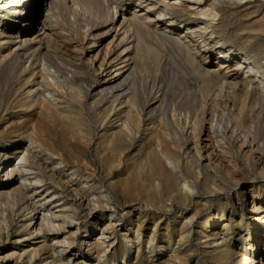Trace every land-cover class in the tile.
I'll use <instances>...</instances> for the list:
<instances>
[{
    "label": "rangeland",
    "instance_id": "obj_1",
    "mask_svg": "<svg viewBox=\"0 0 264 264\" xmlns=\"http://www.w3.org/2000/svg\"><path fill=\"white\" fill-rule=\"evenodd\" d=\"M87 1L92 2L95 8H100L105 20H108V22H111L109 18L114 13V8L118 9V14L122 13L124 16H128L129 11L133 8L144 11L143 6H138L137 0ZM247 2L250 3L245 8L243 5ZM217 3L219 5V19L216 23L215 40L213 38L210 39L209 35H196V37H192L191 34L188 35L199 53L194 63H190L184 53L180 52L181 50L167 40L152 35H145L144 38L147 40L142 39L136 67L139 73V87L145 89V95L150 98V88L155 86L157 91L155 95H158V98L161 97V100L163 98V109L168 110L169 114L174 110L173 112L176 114L175 128H177L178 133H181L185 127L191 132L189 134L184 133L185 136L181 133L180 136L183 137L179 139L181 147L193 154L194 150L191 147L194 144L199 151L201 150L202 157L210 159L218 171V175L212 176L211 180L207 179L208 181L198 184L197 193L188 202V205L181 206V204H178L181 206L179 208L177 204H173L170 211L172 214L169 212L164 221H160L162 213L155 205L147 201V193L142 187L143 172L139 169L142 166L139 163L146 156L147 146L139 143L136 139L133 140L134 142L130 141V143L127 142L125 144L119 142L117 138L111 140L112 144L110 142L107 144L103 143L104 145L99 144L101 142L98 136L99 113L103 112L108 106L109 100L104 99L101 101L102 103L98 102L97 107H90L89 102L92 100L91 86L93 82L102 76L97 64L107 51L108 46H110L111 53L116 50V41L111 39L113 31L111 30L104 37L110 28L109 24L102 25L98 20L92 19L93 17L91 18L87 14L75 12L71 8L73 5L70 6L67 0L56 1L52 6V10L47 12L49 9L47 1L41 0L40 11H38L36 23H34L33 27H38L37 21L47 13H53V18L49 29H47L48 36H45V39L43 38L42 40L46 48L33 53L32 59L36 62L38 68L42 64L45 65L46 69L51 70L54 76L58 77L59 81L61 80V88L63 91L65 90L64 93L66 92L64 101L68 105L63 114L58 115L59 113H55V115L37 106L26 111L24 106H20L15 101V94L20 90L22 79L17 73L16 59H14V56H10L4 59L0 65V153L6 150L8 153L11 152L13 154L15 151L20 152L26 148L28 145L25 139H21L18 143H11V141L18 138V134L22 133V131L27 133L31 127H34V129L46 128L51 130L55 136H61V138L64 136V140L76 146L75 153L80 157V164L84 167L83 161L90 165L86 164V167L95 171V176L90 178L99 181L100 185L127 181L132 186L128 195L122 193L120 188L117 187V195L110 201V207H97L93 211L91 207H86L83 203L76 201L73 191H67V201H69L68 203L71 207L67 208L66 213L73 217L74 222L72 225L75 224L80 227L76 236V244L71 248L72 252H75L78 246L85 251L83 241H92L94 238L99 237L101 224H106L109 216L114 214L113 216L118 220L114 233L111 235L112 245H124L130 249V253L127 252L126 257L123 258V249H120L118 257L116 256L115 260H108L105 264H218V258L215 255L204 253V244L198 240L197 231L200 230L204 216L223 209L226 218L216 224L218 226L216 228H220L222 223L229 222L227 217L231 215V210L234 209L238 212L241 210L244 212L242 224L239 225V228L244 229L247 227L248 233L243 230L242 233L245 235V239L239 242L238 227L234 226L232 221L230 222V232L232 233H230V237L233 238L234 244L239 245L240 243L242 247L240 252L248 254L246 256L253 253L254 257L260 258L258 260L262 264L264 263V252L261 255L258 252L260 248L264 249V223H260V229L259 226L253 225L249 211L251 205V196L249 197L250 186L257 188V197H264V105L261 91L251 83H244L245 79L243 77L246 73L242 70H239L238 76L229 84L219 82L220 80L216 78L207 80L204 74L197 70L198 64L205 65L208 60L210 61V68L213 69L217 68L216 62L228 64V69L237 68V63L240 61L241 56H246L252 60L264 53V30L258 28L259 18L264 13V0H242L239 4H234L229 0H222ZM34 4H36L35 0L32 2V5ZM164 13H166V19L174 17V20L179 23L180 28L175 30V34L184 33L187 29H194L193 23L189 24L191 27L186 25L188 19L182 16L181 12L165 11ZM118 14L115 16L114 22H117ZM120 19L121 16L118 21ZM211 40L215 44H210V46L207 43ZM87 44H90L91 48L89 49L92 51L87 50ZM145 46L148 47L146 48ZM229 48L233 51L234 56L232 53H227ZM52 64H55V67L51 66ZM261 64L264 65V61ZM60 70H63L64 73H61ZM231 71L234 70L232 69ZM263 77L260 79L264 80ZM64 79H71L72 84L81 89L80 92L84 94V97H81L83 99L80 100L76 96L77 94H72L69 91V82ZM194 108L196 109L192 110ZM61 115H66V117ZM77 128L92 132L91 137L94 138L89 147L82 146L85 137L82 133L76 131ZM71 133L72 135H74L73 133L76 134L72 136L70 135ZM241 134H245L246 139ZM206 135L207 137H205ZM226 135H230V141ZM70 137L79 139H71ZM106 137V139L109 138L108 136ZM184 139L186 141H183ZM76 141H80V143ZM229 142L231 144L230 147L228 146ZM97 144L99 145L96 148ZM117 147L122 150L117 149ZM138 147L141 148L139 149ZM137 151L140 154H137ZM32 153L37 154L35 149H32ZM117 153L120 155H117ZM194 154H196L195 156L193 155L194 158H197V152H194ZM100 155H102V158ZM105 156L109 157L106 158ZM111 161H115L114 171L112 175H108V167L111 165ZM45 162L47 167L46 170L42 169L43 174L52 181L48 167L55 168L57 172L59 168L51 165L49 161ZM1 170L2 168H0V248L2 249L0 256L12 251L21 252L27 245H39L38 253L41 259L47 258V264H50L51 256L56 255L55 257H57L54 251L60 247L56 246V239L54 238H62L64 233L52 235L51 232H48L42 242L40 241L42 238L39 239L32 236L31 233L35 222L32 215L36 211H31L29 208L32 205L37 206L40 204L37 202L39 195L38 193L36 195L33 194L31 187L28 189L24 188V195L29 197V199H23L21 193H19L23 186L18 175H14V179H8L4 175V171ZM54 174L58 176L57 173ZM139 174L141 175L138 176ZM137 177L138 179L136 180ZM212 181L220 185L222 190H216L212 185ZM40 190L42 191L43 188ZM56 199L54 197L52 200L54 203L43 206V209L55 211L56 208H53V206L62 203L61 201H56ZM194 207H197V210L192 227V235L189 241H179L177 243L178 233L176 234L177 231H172L177 228L175 213L179 209L182 215L184 214L185 217H188L193 213ZM44 212L46 213V211ZM232 215L234 219H239L237 214ZM180 219L181 217L178 218V220ZM167 220L171 221L168 233L172 242L169 244L171 246L169 249L166 248L168 244L163 240L167 233ZM43 223L47 226L45 221ZM85 226L90 230V235L85 236ZM127 227L132 230L136 228L137 232L127 230ZM126 233L129 234L130 241L126 240ZM134 233L137 235H134ZM139 233L140 237H138ZM151 234L152 236L150 237ZM24 237L28 239L24 240ZM253 237L256 239L254 252L251 246ZM175 243L178 244L180 252L171 250ZM133 245L134 247L140 246L142 252L140 251L137 255ZM160 245L164 247L160 248ZM51 249L54 250L51 251ZM67 253L65 251L60 254L62 256H58L57 259L64 260L65 264H85L84 261L87 258H80L77 263H69L67 261L69 257ZM174 254L177 255L174 256ZM17 258L16 256L15 259ZM178 259L180 261H177ZM247 263L251 264V262H243L242 264ZM30 264L45 263L40 262V259L36 258ZM227 264H233L232 260Z\"/></svg>",
    "mask_w": 264,
    "mask_h": 264
},
{
    "label": "bare ground",
    "instance_id": "obj_2",
    "mask_svg": "<svg viewBox=\"0 0 264 264\" xmlns=\"http://www.w3.org/2000/svg\"><path fill=\"white\" fill-rule=\"evenodd\" d=\"M33 1L34 0H0V65L3 63L4 59L10 56H14V59H16L17 73L22 79L19 87L20 90L15 94V101L18 102L20 106H24L26 111L37 106L42 110L54 114L59 113L58 115H60L66 111L68 106L64 101L66 92L64 93L65 90L63 91L61 88V80L59 81L58 77L54 76L51 70L46 69V67H44L45 65L40 64L41 67L38 68L36 62L32 59L33 53L46 48L42 40L43 38L45 39V36H48L47 29H49L53 13L42 15L43 17L41 16L42 18L37 21L38 27H33L34 23H36L38 11H40L41 0H35L36 4L32 5ZM46 1L47 7H49L47 10L48 12L52 10L53 4L59 0ZM67 1L70 3V6L73 5L71 8L75 12L87 14L91 18L93 17L92 19L98 20L102 25L109 24L110 28L108 32L105 33L104 37H106L111 30L113 31L111 39L116 41V46L114 45L116 50L111 53L110 46H108L107 51H103L105 53L97 64L98 70L102 76L100 75L101 78L93 82L91 86L92 100L89 102L90 107H94L98 102L104 99L109 100H107L109 102L108 106L103 112L99 113L98 136L99 139H101L99 144L104 145L103 143H111L112 139L117 138L119 142L125 144L136 139L139 143L147 146L146 156L143 157V160L139 163L142 166L138 165L141 166L139 169L143 172L142 187L147 193V201L155 205L162 213L160 221H164L172 210L173 204H177L179 208L188 205V202L197 193L198 184L207 179L211 180L212 176L215 177L218 175V171L213 166L210 159L202 157L201 150L199 151L194 144H192L193 146L191 148L195 153L197 152V158H194L196 155L194 152L191 154L190 151H185L181 147L179 143V139L182 137L180 136L181 133L185 136V134L191 132L190 130L188 131V128L185 129V127L184 129L182 128L183 130L181 133H178L177 128H175V120L177 119L176 114L172 109L170 114L168 110L163 109V98L161 100V97L158 98V95H155L157 92L155 86L150 88V98H147L145 95V89L139 87V73L136 67L140 55L142 39L145 35H152L167 40L181 50L180 52L184 53L190 63H194L199 53L195 49L194 43L190 41L188 35L191 34L192 37H196V35H209L208 37L210 39L213 38V40H215L217 30L216 23L219 19V5L217 2L222 0H137L138 6H143L144 11L133 8L129 11L128 16H124L122 13L118 14V9L114 8V13H112L111 18H109L111 22L105 20L100 8H95L94 4L90 1ZM229 1L234 4H239L242 0ZM249 3L250 2H247L243 6L246 8ZM165 11L173 13L181 12L182 16L188 19L186 25L191 27L189 24L193 23L194 29H187L184 33L175 34V30L180 28L178 25L179 23L174 20V17L166 19ZM117 14L118 18L121 16V19L118 21L117 18V22H114ZM258 23V28L264 30V13L260 16ZM213 40L209 41L207 44H215ZM145 47L147 48L148 46ZM89 48H91L90 44L87 50L92 51ZM230 49L231 48L227 49V53H232L234 56L233 51ZM252 60L248 59L246 56H241L240 61L237 63V68H232L234 71L228 69V64L224 62H216L217 68H210V61L208 60L205 65L198 64L197 70L202 72L207 80L216 78L220 80L219 82L224 84H229L237 77L240 73L239 70L244 71L246 73L243 77L245 79L244 83H251L261 91L264 105V80L260 79L264 76V65L261 64L262 61H264V53ZM51 66L55 67V64ZM60 72L62 73L63 70H60ZM64 80L69 82V86L67 85L70 87L69 91L72 94H77L76 96L80 98V100L83 99L81 97H84V94L80 92L81 89L78 86L75 87L71 79ZM195 109L196 108L192 110ZM64 117H66V115ZM76 131L82 133L85 137L82 146L89 147L94 138L91 137L92 132H87L82 128H77ZM73 134L75 135L76 133ZM70 135H72V133ZM106 136L109 138L106 139ZM226 136L230 141V135ZM241 136L246 139L245 134H241ZM205 137H207V135ZM73 138L79 139L77 137ZM21 139H25L28 146L20 152L15 151L13 154L3 150L0 153V168H2L1 171H4L3 173L8 179H14V175H18L23 186L21 192H18L21 193L23 199H29V197L24 195V188L28 189L31 187L33 194L36 195L38 193L39 195L37 202L40 204L37 206L32 205V207L29 208L31 211H36L35 214L32 215L35 222L31 235L35 236V238H42V240H40L42 242L48 232H51L52 235L64 233L62 238H54L56 239V246H60L54 253H56L58 257L62 256L60 254L67 251L69 255L67 261H69V263H77L80 261V258H87L84 261L85 264H105L108 260H115L116 256L120 253V249H123L122 257L125 258L127 252L130 253V249L120 244L112 245L111 235L114 233V228L118 220L115 219L113 216L114 214L109 216L106 224H101L99 237L94 238L92 241H83L85 251H83L80 246L75 249V252L71 251V248L76 244V236L80 227L75 224L72 225L74 222L73 217H71L69 213H66L67 208L71 207L68 203L69 201H67V191H73L76 198L75 200L83 203L86 207H91L93 211L97 207H110V201L117 195V187L120 188L122 193L128 195L132 189L130 183L127 181H118L110 182L108 185H100L99 181L90 178L95 176V171L86 167L87 163H84L82 160L85 166L83 167L80 164V157L75 153L76 146L64 140V136L63 138H61V136H55L49 129H34V127H31L30 131L27 133H23V131L19 133L18 138L11 141V143H18ZM185 139L183 141H186ZM76 142L80 143V141ZM194 143L196 144V142ZM99 144L96 145V148ZM230 145L229 142L228 146L230 147ZM121 148L117 147L119 150ZM32 149H35L37 154L32 153ZM138 153L137 151V154ZM104 154L106 153L104 152ZM102 155H100L101 158ZM117 155L120 154L117 153ZM45 161H49L51 165L58 166L59 168L57 172L55 168L48 167V172L50 171L52 181L43 174L42 169L46 170L47 167ZM114 162L110 163L111 165L108 167V175L113 174ZM54 173H57L58 176ZM61 177H63V179H61ZM137 179L138 177L136 180ZM212 185L216 190H222V187L214 183V181H212ZM41 188H43L42 191L40 190ZM249 191V197L251 196V200L249 199L251 201L249 211L251 213V219L253 220L252 224L256 227L259 226L260 229V223H264V197H257V188H254V186H250ZM54 197L57 198L56 201L62 202L53 206V208H56L55 211L43 209V206L54 203V201H52ZM178 204H181V206ZM196 210L197 207H194L193 213L188 217H185L184 214L182 215L179 209L176 211L175 222H177V228L172 231H177L176 234L178 233L177 243L179 241H189L192 235ZM44 211H46V213ZM231 212V215L227 217L229 222L222 223L220 228H216L218 227L216 224L226 218L223 209H219L202 218L200 230H198L197 233L199 235L198 240L204 244V253L215 255V257L218 258V264H227L231 262V260L233 264H242L243 262H251V264L261 263V261L258 260L260 258L254 257L253 253L246 256L248 254L240 252V248L242 249L240 243L239 245L234 244L233 238L230 237V222L233 221V225L238 227L237 235L239 242L245 239V235L242 231L245 230L247 232L248 228H239L244 216L242 210L238 212L232 209ZM232 214H237L239 219H234ZM180 217L181 219L178 220ZM44 221L47 226L43 223ZM170 222L167 220V233L163 239L168 244V247H166L168 249L171 247L169 244L172 242L171 236L168 233ZM9 225L11 224L9 223ZM84 229L85 236L90 235L88 227L85 226ZM127 230L137 232L136 228L132 230L127 227ZM140 233L138 237H140ZM134 235L137 234L134 233ZM151 236L152 234L150 237ZM125 238L127 241H130L128 233H126ZM253 238L251 246L254 252L256 239L255 237ZM27 239V237H24V240ZM177 243H175L174 247L171 249L174 252L181 251L178 249ZM38 246L27 245L21 252L11 250L12 252H7L0 256V264H30L35 261L36 258L40 259V262L47 264V258L41 259L39 255L38 248L40 247ZM161 247L164 246L160 245V248ZM133 248L138 255L141 251L140 246L134 247L133 245ZM1 250L0 248V253H2ZM52 250L54 249H51V251ZM258 252L261 255L264 249L260 248ZM176 255L177 254H174V256ZM16 256L18 257L17 259H15ZM55 256L56 255L51 256L50 264H65L63 262L64 260H59ZM25 258L26 260H24ZM177 261H180V259Z\"/></svg>",
    "mask_w": 264,
    "mask_h": 264
}]
</instances>
